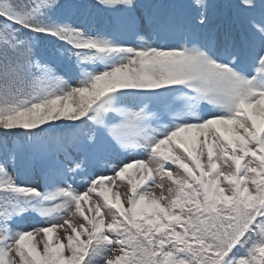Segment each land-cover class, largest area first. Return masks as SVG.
Segmentation results:
<instances>
[{"label":"snow or ice","instance_id":"1","mask_svg":"<svg viewBox=\"0 0 264 264\" xmlns=\"http://www.w3.org/2000/svg\"><path fill=\"white\" fill-rule=\"evenodd\" d=\"M0 264H264V0H0Z\"/></svg>","mask_w":264,"mask_h":264},{"label":"trees","instance_id":"2","mask_svg":"<svg viewBox=\"0 0 264 264\" xmlns=\"http://www.w3.org/2000/svg\"><path fill=\"white\" fill-rule=\"evenodd\" d=\"M95 26H96V27H99V28L104 27L103 23H101V22H98ZM29 179H31V178H29Z\"/></svg>","mask_w":264,"mask_h":264},{"label":"rangeland","instance_id":"3","mask_svg":"<svg viewBox=\"0 0 264 264\" xmlns=\"http://www.w3.org/2000/svg\"><path fill=\"white\" fill-rule=\"evenodd\" d=\"M191 135H196L195 132L191 133ZM42 183V180L40 181ZM121 191H123V189H121ZM39 239V238H38Z\"/></svg>","mask_w":264,"mask_h":264}]
</instances>
